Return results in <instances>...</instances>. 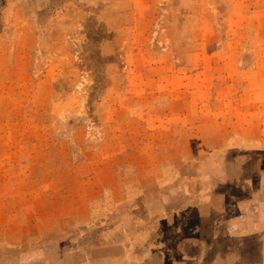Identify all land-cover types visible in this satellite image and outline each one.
<instances>
[{"label":"rangeland","instance_id":"obj_1","mask_svg":"<svg viewBox=\"0 0 264 264\" xmlns=\"http://www.w3.org/2000/svg\"><path fill=\"white\" fill-rule=\"evenodd\" d=\"M264 0H0V264H264Z\"/></svg>","mask_w":264,"mask_h":264},{"label":"crops","instance_id":"obj_2","mask_svg":"<svg viewBox=\"0 0 264 264\" xmlns=\"http://www.w3.org/2000/svg\"><path fill=\"white\" fill-rule=\"evenodd\" d=\"M253 216L256 226L258 225L260 229L259 231L264 233V209L256 208V211H254Z\"/></svg>","mask_w":264,"mask_h":264}]
</instances>
